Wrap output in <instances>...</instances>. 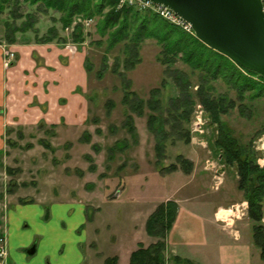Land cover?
<instances>
[{"label":"rangeland","instance_id":"rangeland-1","mask_svg":"<svg viewBox=\"0 0 264 264\" xmlns=\"http://www.w3.org/2000/svg\"><path fill=\"white\" fill-rule=\"evenodd\" d=\"M112 1L115 7L116 2ZM37 6L38 4L32 6L21 0L16 13L12 14L13 7L10 5L0 12V68L6 71L12 67L16 54L10 45L17 43H54L69 55L83 54L86 72L90 68L84 94L88 103V114L82 124L73 123L69 126L63 121L52 125L40 120H0V264H7L5 219L16 205L38 202L47 206L51 202L74 200L76 212H87L88 209L93 216L101 208V212H110L113 215L106 217V221L117 233L118 243L114 247L110 245L109 232L99 234L100 240L97 243L101 246L102 257L107 259L119 253L123 260L127 247L131 246L134 217H138L139 212H146L151 207L149 201L152 199H174L172 193L176 188L178 194L175 197L182 199L184 204L203 205L202 210L199 208L200 212L228 211L229 213L219 215V220H225L223 223L219 221V225L226 227L229 234L230 231L232 234V228L237 229L241 238L247 240L250 237L252 241L251 227L254 223L247 216L243 193L236 188L235 169L224 166L216 149L211 147L216 136V126L210 122L202 104L196 102L193 105L189 124L180 122L175 129L170 128L171 124L164 125L163 128L169 136L163 142L164 152L158 167L156 138L147 125L148 115L151 114L149 110L145 108L141 117L132 115L135 136L130 135L122 126L126 116V109L121 103L125 83L128 82V89L144 102L150 99L153 89H160L154 99L160 101L162 115H157L162 117H168L167 109H172L171 102L179 94L172 78H167L164 74L166 65L162 66L156 60L161 50L156 40H143L139 48L140 62L133 69L123 71L124 43L108 48V34L101 35L98 32L100 18L78 15L73 24L63 30L59 21L60 13L48 10L43 14L38 11ZM16 14L21 17L14 18ZM29 14L36 16V23L31 29H19L20 31L15 32L12 35L15 41L10 44L6 38L7 28H22ZM78 19H92L93 22L86 27L78 23ZM74 26L82 28L81 43L72 41ZM50 28H54L58 36L52 42L42 43L38 39L46 36ZM5 51L14 55L6 62L3 61ZM172 68L188 75V90L195 96L197 74L192 73L180 60ZM120 73L124 79L119 76ZM164 78L167 79V84L162 88L161 82ZM209 85L213 88V96L226 94L229 99H236L234 92L228 90L220 80ZM108 101L113 103L112 108L106 107ZM246 104L250 109L247 118L241 117L235 109L228 110L220 118L241 144L252 141L254 150L258 153L257 163L263 167L264 134L256 136V133L264 126V99L247 101ZM200 105L203 110V125L193 131L196 111ZM3 114L4 111L0 109V118H4ZM186 131L189 134V143H186L184 136ZM116 142L124 143L125 148L117 150L114 148ZM178 155L193 163L191 173L186 175L181 170L168 173L165 170L161 175L158 170L174 164ZM141 168L143 170L136 178L143 177L142 184H148L149 189L147 185L139 186V183L128 184L127 177L131 179L135 176L134 172L137 173ZM107 203L112 204L105 209ZM262 223L264 225V217ZM35 228L29 226L22 229L24 239L29 243L28 248L24 249L26 256L31 255L37 244L32 240ZM78 236L82 238V235ZM135 238L139 239L137 234ZM258 251L253 247L251 264H263ZM36 256L34 255V259ZM165 257L168 264H174L171 254L166 253Z\"/></svg>","mask_w":264,"mask_h":264},{"label":"trees","instance_id":"trees-1","mask_svg":"<svg viewBox=\"0 0 264 264\" xmlns=\"http://www.w3.org/2000/svg\"><path fill=\"white\" fill-rule=\"evenodd\" d=\"M20 1L0 0V12L10 5L13 7L12 14L16 13ZM22 1L32 6L38 4L37 9L43 14L47 13L48 10L60 13L59 21L63 30L69 28L78 15L100 18L98 32L101 35L108 34V48L124 43L123 71L133 69L140 62L139 48L143 40H156L161 49L156 60L162 66L166 65L164 74L167 78H172L179 89V94L171 102L172 109H167L168 117H162L157 115H162L160 101L154 99L155 95L160 93V89H153L150 99L144 102L135 92L128 89V82L125 83L121 103L126 109V116L122 126L130 135L135 136L136 128L132 115L141 117L144 115L145 108L149 110L151 114L148 115L147 125L149 131L156 138L155 151L158 158L156 166L158 167L160 158L163 157V142L169 136L163 128L164 125L171 124L170 128L175 129L180 122L184 121L189 124L193 105L196 102L202 104L210 122L216 126V136L211 147L216 149L224 166L235 169L236 188L243 193V199L247 204V216L254 223L251 227L252 242L259 250V258L264 264V225L262 223L264 217V166L261 167L257 163L258 153L254 150L252 141L241 144L220 118L222 114L233 109L237 110L241 117L247 118L250 109L246 102L264 99V76L241 68L227 57L208 48L193 35L166 23L151 12H141L133 7H124L117 11L112 0ZM14 16V18L21 17L19 14ZM36 21V16L29 14L22 28L16 27L12 30L7 28V41L10 44L14 43L15 40L12 35L20 30L23 31V29H31ZM57 36V31L50 28L47 35L38 40L42 43H49ZM71 38L74 43L83 42L80 26H74ZM178 60L188 66L192 73L197 74L195 96L190 94L188 90L190 85L188 75L172 68ZM87 72H90V68H87ZM119 76L124 77L122 73ZM217 80L225 84L228 90L233 91L236 99H229L226 94L213 96L211 92L213 88L209 84ZM166 84L167 79L164 78L161 87L164 88ZM106 107L112 108L113 103L108 101ZM262 134H264V126L256 133V136ZM184 136L186 143H189L188 132ZM114 148L123 150L125 144L116 142ZM192 168L193 163L190 160L178 155L174 164L158 168V172L162 175L165 170L168 173L181 170L184 174L189 175ZM177 211L178 205L173 200H167L154 209L146 220L145 232L156 241L147 247L138 243L137 248L129 256L128 264H168L165 257L166 240L177 217ZM171 261L174 264H193L189 260L175 256L171 258ZM104 264H117V258H107Z\"/></svg>","mask_w":264,"mask_h":264},{"label":"crops","instance_id":"crops-1","mask_svg":"<svg viewBox=\"0 0 264 264\" xmlns=\"http://www.w3.org/2000/svg\"><path fill=\"white\" fill-rule=\"evenodd\" d=\"M10 48L15 52L16 60L8 70L0 68V109L4 111V118L0 120H40L52 125L63 121L67 126L82 124L88 114L84 97L88 78L83 54L69 55L54 43H17ZM142 170L135 171L131 179L127 177L128 184L133 182L148 187V184H142L143 177L136 178ZM177 192L176 188L172 193L178 211L167 235L166 253L193 264H251L255 246L250 237L247 240L241 238L234 228L229 234L226 227L219 225V221L225 222L218 218L222 212H200L203 205L184 204L182 199L175 197ZM167 200L152 199L149 201L151 207L134 217L131 246L127 247L123 260L119 253L107 258L114 256L117 264H128L138 243L146 247L154 243L156 239L145 232V223L154 209ZM75 204L74 200H68L51 202L47 206L38 202L16 205L5 219L7 264H104L106 258L102 257L97 241L99 234L109 232L110 245H117V233L106 221V217L113 214L101 212L102 208L94 216L88 209L87 212H76ZM110 204H105V209ZM29 226L36 227L32 240L37 244L31 251L32 256L24 254L29 243L24 239L22 229ZM136 234L139 239L135 238ZM34 255H37L35 259Z\"/></svg>","mask_w":264,"mask_h":264},{"label":"water","instance_id":"water-1","mask_svg":"<svg viewBox=\"0 0 264 264\" xmlns=\"http://www.w3.org/2000/svg\"><path fill=\"white\" fill-rule=\"evenodd\" d=\"M190 25L194 37L243 69L264 76L262 0H150Z\"/></svg>","mask_w":264,"mask_h":264},{"label":"built area","instance_id":"built-area-1","mask_svg":"<svg viewBox=\"0 0 264 264\" xmlns=\"http://www.w3.org/2000/svg\"><path fill=\"white\" fill-rule=\"evenodd\" d=\"M115 9L120 10L124 6L126 7H133L138 10H147L151 11L160 18L164 19L170 24H173L175 26H178L184 30V32L192 35V29L189 24H187L184 20H182L180 17H178L173 11H171L169 8L155 4L150 0H115ZM263 4V12H264V0H262ZM78 23H82L84 26L88 27L93 22L92 19H85V20H77ZM14 55L12 52L5 51L3 53V61H9L11 58H13ZM203 113L201 105L198 107L196 111V121L194 122V129L193 131H197V128L203 125L201 121V115ZM5 254V252H3Z\"/></svg>","mask_w":264,"mask_h":264},{"label":"bare ground","instance_id":"bare-ground-1","mask_svg":"<svg viewBox=\"0 0 264 264\" xmlns=\"http://www.w3.org/2000/svg\"><path fill=\"white\" fill-rule=\"evenodd\" d=\"M222 213H220V215H223L225 212H228V211H220ZM229 213V212H228Z\"/></svg>","mask_w":264,"mask_h":264}]
</instances>
